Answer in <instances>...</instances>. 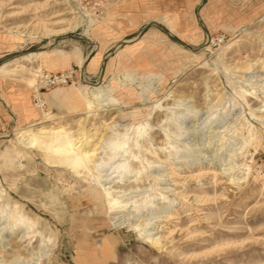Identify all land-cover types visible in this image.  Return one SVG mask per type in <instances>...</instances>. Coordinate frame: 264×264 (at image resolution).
Segmentation results:
<instances>
[{
    "label": "rangeland",
    "instance_id": "rangeland-1",
    "mask_svg": "<svg viewBox=\"0 0 264 264\" xmlns=\"http://www.w3.org/2000/svg\"><path fill=\"white\" fill-rule=\"evenodd\" d=\"M0 264H264V0H0Z\"/></svg>",
    "mask_w": 264,
    "mask_h": 264
},
{
    "label": "crops",
    "instance_id": "crops-1",
    "mask_svg": "<svg viewBox=\"0 0 264 264\" xmlns=\"http://www.w3.org/2000/svg\"><path fill=\"white\" fill-rule=\"evenodd\" d=\"M137 41H139L138 39H134V40H132V41H130V42H127L128 44H135V43H137ZM77 51L75 50L74 52H73V54L75 55V54H77L76 53ZM49 53H54V54H56V55H59V56H65V55H68L69 53H66V52H63V51H55L53 48H52V50H47V51H45V52H43L42 53V55L41 56H43V55H47V54H49ZM37 54H39V53H30V54H28V55H26V56H33V55H37ZM142 51L140 52V58H141V56H142ZM25 56V57H26ZM84 64L81 62L80 63V68H82L81 69V72H83V66ZM81 76H82V73H81ZM94 87V86H93ZM54 95V98L56 97V101L59 103V102H64V101H69V100H73V101H80L81 99H83L84 97H83V95L81 94V92L79 91V89H77L76 87H75V90H73V91H59V92H56V93H54L53 94Z\"/></svg>",
    "mask_w": 264,
    "mask_h": 264
},
{
    "label": "bare ground",
    "instance_id": "bare-ground-1",
    "mask_svg": "<svg viewBox=\"0 0 264 264\" xmlns=\"http://www.w3.org/2000/svg\"><path fill=\"white\" fill-rule=\"evenodd\" d=\"M49 48L47 47V48H45V50H48ZM42 50H44V49H42ZM39 54H37L38 56H40L41 57V55H42V53L43 52H38ZM77 53V52H76ZM28 55V54H27ZM83 67V69H84V66H82ZM82 69V68H81ZM80 81H81V84H80V92H81V94L83 95V97H85L87 100H88V94H87V90H86V86H84L87 82H85V80H83V78H82V76H81V79H80ZM92 86H95V85H92ZM90 99V98H89ZM39 130H41V129H39ZM43 130V129H42ZM47 130V129H46ZM50 130V129H49ZM61 130V129H60ZM52 132V131H51ZM56 132V131H55ZM58 139V138H57ZM56 139V140H57ZM85 143V142H84ZM82 144L83 143H81V145H77L78 147H73V149H72V151H77V150H80L79 148L82 146ZM70 145V144H69ZM83 147V146H82ZM94 151H82L81 152V155H80V157H75L74 159H75V161H79V160H87V159H90L93 155H94V153H93ZM80 162V161H79Z\"/></svg>",
    "mask_w": 264,
    "mask_h": 264
},
{
    "label": "built area",
    "instance_id": "built-area-1",
    "mask_svg": "<svg viewBox=\"0 0 264 264\" xmlns=\"http://www.w3.org/2000/svg\"><path fill=\"white\" fill-rule=\"evenodd\" d=\"M68 78L69 77L66 74H62L59 76L46 75L45 77L42 78L40 82H41V86L48 87V86H54V85L66 83Z\"/></svg>",
    "mask_w": 264,
    "mask_h": 264
},
{
    "label": "water",
    "instance_id": "water-1",
    "mask_svg": "<svg viewBox=\"0 0 264 264\" xmlns=\"http://www.w3.org/2000/svg\"><path fill=\"white\" fill-rule=\"evenodd\" d=\"M81 40V38H79ZM55 43H57V40H55Z\"/></svg>",
    "mask_w": 264,
    "mask_h": 264
}]
</instances>
